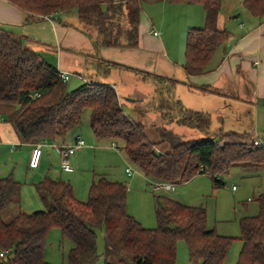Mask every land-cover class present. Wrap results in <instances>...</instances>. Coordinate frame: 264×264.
I'll use <instances>...</instances> for the list:
<instances>
[{"label":"trees","instance_id":"16d2710c","mask_svg":"<svg viewBox=\"0 0 264 264\" xmlns=\"http://www.w3.org/2000/svg\"><path fill=\"white\" fill-rule=\"evenodd\" d=\"M24 13L47 16L75 11L87 28L95 50L102 47L136 48L141 0H6ZM199 3L205 11L204 24L190 28L185 36L182 65L185 74L206 71L216 48L229 36L217 27L222 0H169ZM253 16L264 15V0H242ZM86 30V29H85ZM93 33V34H92ZM52 60V59H51ZM102 74L113 62L100 60ZM156 84L155 107L166 121L210 130V116L182 107L171 97L177 80L148 74ZM38 92L39 96L29 95ZM0 104L15 105L7 114L24 142L64 138L81 123L89 109L94 136L114 142L129 162L150 181L179 184L206 174L215 187L232 165H264V145L253 146L252 133L209 132L207 138L185 139L163 125H151L159 141L151 140L145 125L125 113L113 85L88 77L68 89L52 61L26 47L20 34L0 24ZM259 140V139H258ZM167 144V149L159 146ZM44 209L19 210L5 221L3 212L19 197L21 184L11 174L0 178V256L2 264H50L44 259L46 237L58 228L71 242L67 264H95L99 259L96 229L104 231L103 264H176L178 241L187 246L193 264H223L233 237L207 228L203 206L180 203L168 196L155 197L156 226L145 228L126 209L127 186L101 175L93 180L86 200L74 196L69 181L45 175L34 183ZM258 213L239 220L242 248L236 264H264V194L257 197Z\"/></svg>","mask_w":264,"mask_h":264},{"label":"crops","instance_id":"0c3cea01","mask_svg":"<svg viewBox=\"0 0 264 264\" xmlns=\"http://www.w3.org/2000/svg\"><path fill=\"white\" fill-rule=\"evenodd\" d=\"M242 8H244L242 0L221 1L217 27L226 29L229 36L216 48L206 71L195 75L185 74L182 65L185 60L184 48L187 30L201 27L204 24L205 11L199 3L147 0L143 6L141 2L138 26L139 42L136 48L102 47L95 50L90 38L87 39L80 30L72 28L71 23L65 19L64 14H70L72 11L57 12L47 16L30 15L28 18V15L22 10L6 0H0V24L20 34L26 47L43 56H49L57 69L75 73L82 82L88 80L89 76L91 79L95 78L103 83L113 85L123 110L125 106L122 98L127 96L125 105L137 106L140 90H132L126 86L119 87L118 84L113 83L111 81L113 79L112 71L115 68L135 71L138 80H140V72H143L144 78H150L145 73L173 77L177 82L171 89L170 95L173 99L178 100L183 108L208 114L211 120L210 127L214 121V130L221 128L225 132L252 133L254 137L264 142V15L253 16L245 8V10ZM236 10H239V13L237 16H233ZM60 16L62 20L57 23L52 21L53 18ZM81 53L88 54L95 60L90 75L89 73L83 75L80 72L87 69V64ZM100 60L113 62L116 65H111L109 72L105 75L101 73V68L99 70ZM75 69L80 71H75ZM152 88L153 98H155L156 84L154 82ZM119 92L122 97H119ZM15 107V105L0 104V160L6 156L11 158L12 152L18 146H22L28 161L34 143L24 142L14 125L6 120L7 114ZM136 120L138 121V119ZM152 131L155 133L153 128ZM76 134L81 135L79 126L68 132L62 139L42 141V155L38 167L29 168L26 164V169L33 172L38 180H41L44 174L50 170L53 160L59 161L58 154L52 144L69 143ZM96 140L107 145L110 152L122 153L117 145L112 146L113 142L110 140L97 138ZM159 140L158 136L154 141ZM87 144L84 141V146L72 155L70 170H63L59 166L61 173L82 176L80 178L82 183L87 181L91 183L98 177L94 171L90 176L86 169H82L83 166H86L85 160L88 152L92 151L90 147L92 143ZM159 148L164 150L168 146L164 143ZM44 153L47 157L43 158ZM52 156L54 157L52 160L48 159ZM127 160L125 156L124 161L127 162ZM127 166L128 164L125 168ZM131 166L135 169L133 174H127L124 168V171L120 170L116 177H113L115 181L124 182L126 185L137 183L140 180L134 178L136 174V176L141 175L149 187L150 180L132 164ZM203 175L205 174L196 176ZM176 185L173 184L167 191L174 190ZM72 188L74 193L73 185ZM38 199L39 202H34V207L43 209L44 204L39 197ZM18 201L20 204L21 189ZM18 210H21V204L18 206Z\"/></svg>","mask_w":264,"mask_h":264},{"label":"rangeland","instance_id":"374dc122","mask_svg":"<svg viewBox=\"0 0 264 264\" xmlns=\"http://www.w3.org/2000/svg\"><path fill=\"white\" fill-rule=\"evenodd\" d=\"M146 1L147 0L141 1L143 6ZM238 11L239 10H236L233 16H237L239 13ZM70 14L65 13V19L71 23L72 28L80 30V32L89 39L87 32L90 31L83 27L79 22L76 12L72 11ZM53 19L54 20L52 21L57 23V21L62 20V17L60 16L59 18ZM81 54L84 62L87 64V69L81 71L75 69V71H80L83 75H86L87 73L90 75L95 60L88 54ZM142 74L143 72H140V80H138L135 71H125L115 68L112 71L113 79L111 81L118 84L119 87L126 86V88L128 87L132 90H140V99H137V106L130 107L128 104L125 105V98L127 96L122 98L125 106L124 110L127 115L135 120L138 119V121L145 125L146 133L151 140L154 141L158 137V133L156 134V132L154 133L152 131L151 125H163L185 139L197 137L204 138L210 135L209 132L214 130V121L209 129L210 131L203 132L194 127L176 123L174 120L166 121L162 119L159 115V111L155 107L156 100H153V82L150 78H144ZM81 82L82 81L79 80V77L75 73L70 72L69 78L66 82L67 88L74 89ZM119 97H122L121 93L119 94ZM79 131L81 132V135H76H80L86 145H88L87 143H92L90 146L92 151L88 152L87 159L85 160L86 166L82 167V169L87 170L90 176H92V171H94V174H97L98 176H107V178L115 181V178L113 177H116L117 172L120 170L124 171L126 164L131 165L129 160H127L128 163L124 161L125 155L122 151L120 154L116 151L110 152L107 145L96 140V137L90 128L89 109L83 111ZM105 143L107 144V142ZM44 157H47L45 153L43 154V158ZM53 158L54 157L52 156L48 159L52 160ZM27 162L24 148L18 146L12 152L11 158L9 156L1 158L0 177L12 174L13 178L15 177L14 179H17L20 182L21 211L29 213L39 209H35L34 207V202H39V199L33 186L34 183L39 180L37 176H34L33 172L26 169ZM59 166L60 162L58 160H53L50 170L46 172L44 176L48 175L53 178L57 177L69 181L74 186V193L75 196H77L76 198L86 200L88 197V189L91 184L90 181L82 183L80 180L82 176L80 175L61 173ZM123 174L125 175V173ZM134 176L135 179L137 178L136 180L139 179L140 181L138 180L139 182L137 183L126 185V209L127 212L140 222L142 226L145 228H154L156 226L154 203L155 197L158 195L168 196L183 204L190 203L187 205H201L206 210L207 228L215 229V231L221 235L234 238L227 252L224 264L237 263L242 248V242L239 239V220L244 216H253L258 213L259 205L257 197L259 194H264V165H232L226 172L219 176L224 182V185L219 187L213 186L211 178L205 174L177 184L172 191H167L165 189L152 191L149 188L150 185L149 187L147 186V181H145L141 175L136 176L135 174ZM233 186L234 189L232 188ZM18 200L19 197H17L14 203L9 205L3 212V218L5 221L18 213V206L20 205ZM95 232L96 248L97 253L99 254V259L95 264H103V252L105 248L104 231L103 228H98ZM70 247L71 242L67 238L62 237L58 228H53L49 231L46 237L44 259L50 264H67L66 255ZM1 259L2 258L0 257V264H2ZM176 264H193L189 261L187 246L185 242L181 240L177 243Z\"/></svg>","mask_w":264,"mask_h":264},{"label":"built area","instance_id":"2783aa9c","mask_svg":"<svg viewBox=\"0 0 264 264\" xmlns=\"http://www.w3.org/2000/svg\"><path fill=\"white\" fill-rule=\"evenodd\" d=\"M154 34H157V32H154ZM60 78L64 81L67 82L70 72L67 71H61L59 70ZM31 98H35L39 96L38 92H34L29 95ZM116 144L113 142L112 146H115ZM253 146H263L264 142L256 139L252 142ZM42 146L43 144L41 142H36L32 145L29 158H28V167L29 168H37L41 159L42 155ZM52 146L55 148L58 157H59V162H60V167L63 170H70L71 169V157L72 155L79 150L82 146H84V140L80 135H76L74 139L69 142V143H60V144H52ZM125 171L127 174H133L135 172V169L131 166L128 165L125 168ZM150 188L154 191L156 190H169L172 187V183L170 182H159V181H150ZM234 189V186L232 187ZM7 251L1 252L0 256H3L6 254Z\"/></svg>","mask_w":264,"mask_h":264},{"label":"water","instance_id":"95a60500","mask_svg":"<svg viewBox=\"0 0 264 264\" xmlns=\"http://www.w3.org/2000/svg\"><path fill=\"white\" fill-rule=\"evenodd\" d=\"M43 58H44L45 60H47L49 63H52V61H51V59H50L49 56L44 55Z\"/></svg>","mask_w":264,"mask_h":264}]
</instances>
